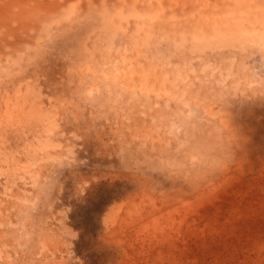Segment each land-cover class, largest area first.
<instances>
[{
  "label": "rangeland",
  "instance_id": "rangeland-1",
  "mask_svg": "<svg viewBox=\"0 0 264 264\" xmlns=\"http://www.w3.org/2000/svg\"><path fill=\"white\" fill-rule=\"evenodd\" d=\"M0 130V264H264V0H0Z\"/></svg>",
  "mask_w": 264,
  "mask_h": 264
},
{
  "label": "bare ground",
  "instance_id": "bare-ground-1",
  "mask_svg": "<svg viewBox=\"0 0 264 264\" xmlns=\"http://www.w3.org/2000/svg\"><path fill=\"white\" fill-rule=\"evenodd\" d=\"M36 89V88H35ZM25 123V122H24ZM28 128V127H27ZM28 130V129H27ZM30 132V131H29ZM35 133V135H36V137H38V133L37 132H34ZM12 136V135H11ZM0 137H1V142H2V144L3 145H6V143L8 142V143H10V138H9V135H8V131H5V132H3V131H1L0 130ZM38 140H39V138H37ZM12 147H13V145H12ZM10 151H12V149L10 150ZM12 153V152H11ZM10 153V154H11ZM4 160H7L6 158L4 159ZM19 186V185H18Z\"/></svg>",
  "mask_w": 264,
  "mask_h": 264
}]
</instances>
